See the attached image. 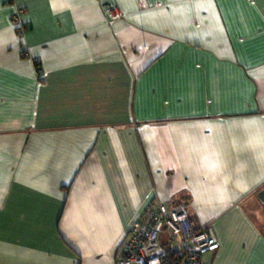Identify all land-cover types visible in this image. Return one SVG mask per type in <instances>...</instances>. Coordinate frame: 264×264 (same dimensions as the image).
Instances as JSON below:
<instances>
[{
    "label": "crops",
    "instance_id": "crops-1",
    "mask_svg": "<svg viewBox=\"0 0 264 264\" xmlns=\"http://www.w3.org/2000/svg\"><path fill=\"white\" fill-rule=\"evenodd\" d=\"M263 191L264 0H0V264H117L169 202L264 264Z\"/></svg>",
    "mask_w": 264,
    "mask_h": 264
},
{
    "label": "built area",
    "instance_id": "built-area-1",
    "mask_svg": "<svg viewBox=\"0 0 264 264\" xmlns=\"http://www.w3.org/2000/svg\"><path fill=\"white\" fill-rule=\"evenodd\" d=\"M105 12L110 24L123 18L115 6H108ZM12 24L19 34L28 30L18 15ZM138 215L130 224L117 264H206L204 257L220 248L212 228L192 230L185 203L151 204ZM167 231L171 239L166 240ZM171 251L178 255L171 258Z\"/></svg>",
    "mask_w": 264,
    "mask_h": 264
},
{
    "label": "trees",
    "instance_id": "trees-1",
    "mask_svg": "<svg viewBox=\"0 0 264 264\" xmlns=\"http://www.w3.org/2000/svg\"><path fill=\"white\" fill-rule=\"evenodd\" d=\"M180 203H183V202H180ZM189 219H190V223H191V227L193 231L197 232V231H200V229H202V228H198L197 226H194V221L191 220L190 215H189ZM169 253H170L171 258H174L176 257V255H178V251H171Z\"/></svg>",
    "mask_w": 264,
    "mask_h": 264
},
{
    "label": "water",
    "instance_id": "water-1",
    "mask_svg": "<svg viewBox=\"0 0 264 264\" xmlns=\"http://www.w3.org/2000/svg\"><path fill=\"white\" fill-rule=\"evenodd\" d=\"M259 199L264 204V191L259 195Z\"/></svg>",
    "mask_w": 264,
    "mask_h": 264
},
{
    "label": "rangeland",
    "instance_id": "rangeland-1",
    "mask_svg": "<svg viewBox=\"0 0 264 264\" xmlns=\"http://www.w3.org/2000/svg\"><path fill=\"white\" fill-rule=\"evenodd\" d=\"M167 236H165V239L167 240V239H171L170 237H171V234L167 231Z\"/></svg>",
    "mask_w": 264,
    "mask_h": 264
}]
</instances>
